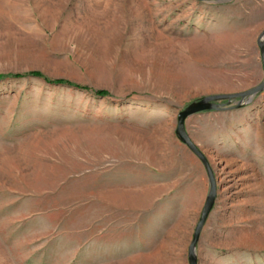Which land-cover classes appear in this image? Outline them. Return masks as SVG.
<instances>
[{"label": "rangeland", "instance_id": "374dc122", "mask_svg": "<svg viewBox=\"0 0 264 264\" xmlns=\"http://www.w3.org/2000/svg\"><path fill=\"white\" fill-rule=\"evenodd\" d=\"M263 31L264 0H0V264H188L175 121L262 83ZM184 127L196 264H264V89Z\"/></svg>", "mask_w": 264, "mask_h": 264}, {"label": "water", "instance_id": "95a60500", "mask_svg": "<svg viewBox=\"0 0 264 264\" xmlns=\"http://www.w3.org/2000/svg\"><path fill=\"white\" fill-rule=\"evenodd\" d=\"M214 1H230V0H214ZM261 43L259 44V53H260V59H261V65L263 70V81L260 83L257 87L246 91L244 93L235 95L230 98H238L239 100L236 102L234 107H231L233 109H238L241 106V103H247L251 100V98L262 91L264 89V31L261 34ZM229 107H226L225 105H216L210 102V100H203L199 101L197 103L191 104L188 107H186L184 110L180 111L177 115V119L175 121V129L174 134L175 137L178 139V141L184 145L198 160L202 163L210 184V190L208 192V196L204 201L202 210L200 212V215L198 217V221L195 225L191 242L188 247V264H196L195 259V249L196 245L198 243L201 231L203 229V226L208 218V215L212 209L214 199H215V181H214V175L211 168L210 163L208 162L205 154L192 142L189 135L187 134L184 123L187 118L190 116L204 113V112H211V111H227L231 109Z\"/></svg>", "mask_w": 264, "mask_h": 264}, {"label": "trees", "instance_id": "16d2710c", "mask_svg": "<svg viewBox=\"0 0 264 264\" xmlns=\"http://www.w3.org/2000/svg\"><path fill=\"white\" fill-rule=\"evenodd\" d=\"M10 77L11 79H19V78H24V77H30V78H40V79H44L46 82H48L49 84H52V85H66V86H69V87H73L77 90H81V91H89L88 88L86 87H82V86H78V85H73L71 83H68L66 81H63V80H55V81H49L47 79H45L40 73L38 72H31V73H28L26 75H10L8 76ZM92 92L93 95L97 96V97H100V98H104V97H107L108 96V93L106 91H90Z\"/></svg>", "mask_w": 264, "mask_h": 264}]
</instances>
